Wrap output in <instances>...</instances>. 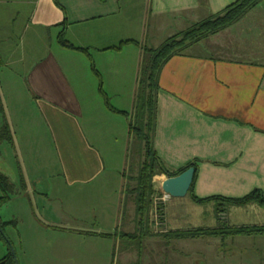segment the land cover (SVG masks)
Listing matches in <instances>:
<instances>
[{"label": "crops", "instance_id": "1", "mask_svg": "<svg viewBox=\"0 0 264 264\" xmlns=\"http://www.w3.org/2000/svg\"><path fill=\"white\" fill-rule=\"evenodd\" d=\"M234 1L143 0L138 19L133 0H0V66L7 69L18 64L24 69L16 75L19 82L28 84L22 101L28 100L35 108L34 117L48 127L60 159L62 172L53 179L62 178L67 187L79 186L83 196L95 187L97 196L108 198L106 208L112 210L113 224L124 217L125 148L120 153L113 146H119L120 139L127 146L128 116L124 114L127 121L121 120V112L106 101L111 94L120 95L114 69L118 55L136 49L140 60L142 46L157 47L164 38ZM252 16L245 25L255 26L257 60L218 59L196 50L202 46L198 44L191 48L194 52L171 57L160 72L154 146L170 170L198 160L194 193L200 197H240L256 188L264 192V24L258 26L264 21V6L263 12L256 10ZM61 34L85 49L64 46ZM28 38L35 41L36 56L32 53L31 60L25 53ZM78 51L99 65L93 70L98 81L87 70L80 73V65L72 59ZM81 62L87 66L85 60ZM97 82L103 103L95 91ZM131 88L134 100L136 84ZM5 108L14 146L39 144L40 130L37 139L18 134L10 109ZM20 110L24 111L22 105ZM30 158L22 157L25 167ZM25 167V177L30 178ZM157 177L162 181L167 176ZM42 178L32 175L26 188H34L33 181ZM103 214L95 217H108ZM135 217V229L127 232L137 229Z\"/></svg>", "mask_w": 264, "mask_h": 264}, {"label": "rangeland", "instance_id": "2", "mask_svg": "<svg viewBox=\"0 0 264 264\" xmlns=\"http://www.w3.org/2000/svg\"><path fill=\"white\" fill-rule=\"evenodd\" d=\"M133 1L134 5L137 4V12L134 16L139 19L141 18L139 9L143 6V0ZM257 10L263 12V7ZM251 16L248 18L249 21L253 19ZM259 20H263V17H259ZM249 21L245 19L211 36L210 39L200 43L203 47L196 50L205 54L216 50L217 56L257 60L259 54L256 52L254 39L256 30L254 25H245L249 24ZM262 24L264 21L259 22L258 26ZM244 38L245 43H243ZM63 39L68 40V36H64ZM54 43L58 44V41ZM34 45L35 41L28 38L25 43L28 60L32 59L30 57L32 53L36 56L35 52H32ZM188 51L194 52L193 49ZM73 56L72 59L78 62L79 71L83 75L86 70L91 75L93 70L99 67L98 63V66L95 63L91 64L92 61L90 62L79 51L73 53ZM117 58L118 66L114 69L119 75L120 83L117 85L120 95L111 94L107 97V101L111 106L127 111L132 117L135 99H131L130 90L134 84L137 88L141 59L139 60L136 49H127ZM82 60H85L87 66L81 62ZM29 69L28 67L27 70ZM23 70L18 64H12L7 69L3 65L0 66V125L5 122L4 111L7 107L10 109L11 121L18 134H30L37 139L40 130V143L36 146L31 144L17 148L8 140L0 142V173L6 174L16 186L11 199L0 205L1 219L14 221V224L6 226V234L9 238L7 240L15 251L12 260L14 264H264V233L195 238L165 235L163 232L167 230L212 228L218 225L213 206L210 203L198 204L189 194L182 197L170 196L165 201L161 198L163 219L157 215V204L150 216V229L153 234L144 236L141 232L136 238H130L123 233L135 229L132 222L135 203L133 195L127 191L134 187V180L127 178L124 217L122 215L114 224L110 216L112 210L107 211L106 208L108 198L101 194L97 196L95 187H93V195L89 187L88 196H83L79 186L67 187L62 178L54 180L56 173L62 172L60 159L56 148L49 140L48 127L42 120L41 122L34 117V106L27 102L28 100L24 103L22 101L28 90V84L19 82L16 75L23 74ZM10 77L14 80L9 79ZM95 79L98 81L96 76ZM96 85V94H99V99L103 103L105 100L104 97H100V83L97 82ZM14 101L18 103L13 104ZM21 105L23 112L20 110ZM120 114L121 120H124L126 116L122 112ZM125 120L127 121L126 118ZM127 126L129 127V118ZM131 140L132 137L127 140V146H124L123 139L118 141L119 146H113L120 153H123L125 148L123 172L127 169L129 175L131 172L128 170V162L135 154ZM28 155H31V158L30 162L26 163V167L30 178L32 175L43 177L41 181H33L34 188L31 186L23 188L22 184L23 178L25 183L30 179L28 176L25 177V166L21 161L22 157ZM136 160L138 161V156ZM134 167L133 173L136 174L138 165ZM161 182L156 176L155 183L160 191ZM33 189L44 192V196L34 194L35 190L30 192ZM28 192H30L29 196ZM1 194L4 193L0 188ZM159 195H156V203H159V198L165 195L164 191ZM110 202L112 203V198ZM96 206L99 207L97 210H95ZM101 213L108 214V217L97 219L95 215ZM228 213V225L264 224V205L258 202L247 206H231ZM7 253V245L0 241V259Z\"/></svg>", "mask_w": 264, "mask_h": 264}, {"label": "trees", "instance_id": "3", "mask_svg": "<svg viewBox=\"0 0 264 264\" xmlns=\"http://www.w3.org/2000/svg\"><path fill=\"white\" fill-rule=\"evenodd\" d=\"M264 6V0H236L227 5L223 10L203 18L189 27L167 37L159 46L150 47L142 46L141 64L139 69V77L137 82V89L135 95V104L132 117L127 111L119 110L113 106L111 108L115 111H120L129 118V134L132 137L131 142L135 148V154L129 160L128 170L131 174H127V169L124 171L126 178H131L135 181L134 187L130 188L129 193L133 195L135 203V222L137 229L134 232L123 233L124 236L136 238L139 233L142 235H150L153 232L150 229V216L157 204V215L162 214L161 203H156V195L161 191L158 190L155 183V177L158 174H165L167 177L174 176L187 168L194 166L195 174L193 183L189 190V195L192 200L198 204H213L215 208L216 219L218 225L216 227H195L188 229L167 230L163 233L167 236L176 238H195L201 236L225 235V234H256L264 233V224L254 225H228V211L231 206H247L249 204L258 202L264 205V192L256 188L251 192L240 196L231 197L221 194H214L206 197H200L194 193V185L198 174V160L189 162L183 168L178 170H170L164 161L157 154L154 146V133L158 118V92H159V76L164 64L174 55H182L189 53L195 45L202 41L210 39L211 36L231 27L245 19L249 20L251 14L259 7ZM61 34L60 42L70 48L85 49L74 46L73 43L63 39ZM203 47V46H202ZM218 52L214 50L213 53L205 54L213 56L218 59H228L231 61H243L241 59H234L231 57L217 56ZM204 54V53H203ZM107 101V99H106ZM108 102V101H107ZM8 140L11 143L12 137L10 129L6 122L0 125V142ZM138 156V161L136 160ZM137 161V163H136ZM135 162V163H134ZM138 165L136 174L133 172L134 165ZM23 188H26V183L23 178ZM128 185V184H127ZM0 188L4 194L0 195V205L11 199L15 193V184L9 179L6 174L0 173ZM160 196V195H159ZM161 219H163L161 217ZM14 224V221H3L0 217V241L5 242L8 247V253L2 259L0 264H14L12 261L14 255L9 241L6 239V226Z\"/></svg>", "mask_w": 264, "mask_h": 264}, {"label": "water", "instance_id": "4", "mask_svg": "<svg viewBox=\"0 0 264 264\" xmlns=\"http://www.w3.org/2000/svg\"><path fill=\"white\" fill-rule=\"evenodd\" d=\"M194 174H195V167L191 166L177 175L164 178L161 182V188L169 197L185 196L189 193V190L193 183ZM1 231L5 233L3 229H1ZM10 246L15 256V251L13 249V246L12 245Z\"/></svg>", "mask_w": 264, "mask_h": 264}, {"label": "built area", "instance_id": "5", "mask_svg": "<svg viewBox=\"0 0 264 264\" xmlns=\"http://www.w3.org/2000/svg\"><path fill=\"white\" fill-rule=\"evenodd\" d=\"M164 196H162V197H160L159 198V203H161V198L165 201L166 199H168V198H170L165 192H164ZM160 215V217H162V214H159Z\"/></svg>", "mask_w": 264, "mask_h": 264}, {"label": "flooded vegetation", "instance_id": "6", "mask_svg": "<svg viewBox=\"0 0 264 264\" xmlns=\"http://www.w3.org/2000/svg\"><path fill=\"white\" fill-rule=\"evenodd\" d=\"M4 234H6V233H4ZM6 239H9V238L7 237V235H6ZM9 243H10V242H9ZM10 245H11V244H10ZM12 253H13V251H12ZM13 255H14V253H13ZM2 258H3V257H2ZM2 258H1V259H2Z\"/></svg>", "mask_w": 264, "mask_h": 264}]
</instances>
